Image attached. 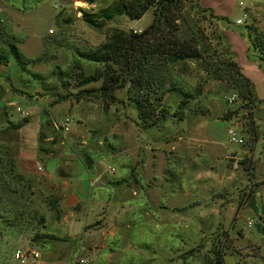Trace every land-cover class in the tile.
I'll use <instances>...</instances> for the list:
<instances>
[{"label": "rangeland", "instance_id": "1", "mask_svg": "<svg viewBox=\"0 0 264 264\" xmlns=\"http://www.w3.org/2000/svg\"><path fill=\"white\" fill-rule=\"evenodd\" d=\"M116 1L0 0L1 24L22 57V64L11 59L0 65L1 214L14 209L23 235L57 233L52 208L59 194L49 176L71 172L77 162L94 174L121 178L124 197L129 196L126 207L135 205L134 195L141 196V220L131 221L127 229L120 226L125 239L106 241L105 249L94 254L79 240L29 241L19 249L45 256L50 247L57 248L61 257L77 259V264H213L216 252L224 264H264V183L236 215L253 190L241 168L255 157L264 174V98L262 109L255 104L251 112L239 99L229 104L235 90L207 76L195 62H187L182 72L175 69L171 79L187 96L196 88L200 93L182 109L181 95L166 93L161 103L165 120L154 127H142L126 88L115 90L116 101L108 105L96 92L80 94L98 89L101 82L79 86L76 73L88 76L101 68L77 53L98 48L114 28L138 33L152 21V9L138 20L117 16L102 29L83 20V12L93 16ZM194 1L180 0L173 13L180 18L181 35H191L197 47L212 51L222 23L201 13ZM243 15L240 26L225 24L246 36L248 27L264 36V0H235L229 20ZM249 48L257 61L259 50L250 42ZM261 85L264 89V77ZM229 128L243 144L228 142ZM213 142L239 158L229 163L231 170L223 171L218 161H201L202 155L212 158ZM236 191L239 198H230ZM0 247L12 260L13 253L8 254L15 243Z\"/></svg>", "mask_w": 264, "mask_h": 264}, {"label": "trees", "instance_id": "2", "mask_svg": "<svg viewBox=\"0 0 264 264\" xmlns=\"http://www.w3.org/2000/svg\"><path fill=\"white\" fill-rule=\"evenodd\" d=\"M179 3L180 0H117L112 6L99 9L93 16L83 12V20L97 29H102L107 21L117 16L138 20L151 9L152 21L139 33L114 28L104 36V41L98 48L77 53L79 58L101 68L88 76L82 72L76 73L75 78L79 86L101 82L98 89L79 91L80 94L96 92L108 105L116 101L115 90L126 88V98L136 111L142 127H154L165 120L166 113L161 103L166 93L175 92L181 95L179 109L184 108L188 99H194L195 95L200 93V89L196 88L193 96H187L171 79L175 69L182 72L187 62H195L201 71L213 80L227 82L235 90L236 99L251 112L255 108L254 105L260 102L254 96L252 82L234 60L222 31L214 37L215 47L212 51L201 50L195 45L191 35H181L177 23L180 18L173 13V8ZM194 4L201 13L211 17L217 24L219 21L228 24V19L213 16L211 11L201 8L197 0ZM2 21L0 15V65H6L11 59L22 64L21 53L13 41V36L1 24ZM168 28H171L170 32ZM248 30L250 46L254 50L258 49L260 54L255 62L264 73V36L254 30L250 32L249 27ZM206 53H211L210 57H207ZM251 169L250 162L243 167L247 174ZM52 209L58 214L57 200ZM1 210L2 224L20 233L21 227L17 216L14 215V209L5 210V216L1 214ZM37 239L58 240L54 235L47 233L34 234L30 238L31 241ZM212 261L213 264H224L219 252L213 254Z\"/></svg>", "mask_w": 264, "mask_h": 264}, {"label": "crops", "instance_id": "3", "mask_svg": "<svg viewBox=\"0 0 264 264\" xmlns=\"http://www.w3.org/2000/svg\"><path fill=\"white\" fill-rule=\"evenodd\" d=\"M234 1L235 0H197V3L201 8L211 11L213 16L228 19V21L235 24L236 20H229L234 9ZM218 23H222L220 26L224 41L230 47L232 56L240 65L242 73L252 82L254 96L256 100L260 102L259 108L262 109L261 105L264 98V89L262 88L261 82L264 73L258 68L257 63L253 61L249 54L248 36H246V34L244 35V32H237L229 29L222 21ZM209 145V150L212 151L213 156L210 158V155H202V158L199 157L202 162L211 160L216 165L218 161L223 171L232 169L229 164L230 162H238L239 158L234 155L232 156L229 150L223 148V150L220 151V147L215 145V142ZM193 157L197 156L194 155ZM60 164L61 162L59 161L58 165L60 166ZM251 168L249 174L241 168L244 178L248 182H251L250 186L253 187V190H250L251 194L248 199L237 209L236 215L245 207L252 195L256 193L257 186L264 183V174L260 170L259 159L256 160L254 157V163L252 162ZM207 169L212 171L213 166H208ZM49 177L51 182L55 183L57 187L56 191H58L57 193L59 194L57 204L58 214L55 216V222L59 228L57 233L44 231H42V233L52 234L57 237L58 240L37 239L34 241L79 240L82 242V246H85L94 254L98 250L105 249L106 241H123L125 239L123 229L121 230L119 228L120 226L123 228L124 225V228L127 229L131 221L141 220V218L138 217L140 215L138 211L141 208V196L135 197L136 195H134L133 201L136 200L135 205L126 207L125 200L129 196L127 195L124 197L121 178L118 181L117 178H112V176L94 174L88 168L82 169L78 162L73 171L61 174L53 172ZM115 182H117V184ZM233 194L234 195H231L230 198H239L240 193L238 191ZM207 198H209V195ZM232 203L239 204L235 201ZM231 206L233 205L229 204V207ZM131 209L134 211H131ZM128 219H130V222H127ZM158 223L157 225H160V222ZM60 228L62 231L59 233ZM10 229L11 228H6L0 220V245L5 246L13 241L16 247L8 254L12 257V253L19 249L20 246L27 244L26 247H28L31 237L28 233L26 234L29 236L26 234L23 235L22 231L18 233V231ZM29 231H31V228H29ZM39 255L40 257L37 260H32L27 264H77V259L70 262L68 259L61 257L59 249L53 247H50L45 256L41 251ZM108 256L111 257V253L108 254ZM8 257L7 252L0 247V264H14L13 259L11 260Z\"/></svg>", "mask_w": 264, "mask_h": 264}, {"label": "built area", "instance_id": "4", "mask_svg": "<svg viewBox=\"0 0 264 264\" xmlns=\"http://www.w3.org/2000/svg\"><path fill=\"white\" fill-rule=\"evenodd\" d=\"M246 21V16L244 15L243 19H237L235 21L236 25H240L242 23H244ZM137 32V31H134ZM140 31H138L139 33ZM236 100V95H232L231 97H229L227 99V102L229 104H232L233 101ZM21 115L23 116L24 113L21 111ZM65 125V129H66V125H67V121L64 124ZM227 140L229 143L231 144H238L241 145L243 144V140L239 137L238 132L233 129V128H229L227 129ZM40 168L38 167V170ZM110 172H114V169L109 168ZM248 224L250 225L251 222L248 221ZM40 257L39 253L36 250L33 249H17L16 251H14L13 253V259L16 262V264H27L32 260H37ZM78 264H87L86 261L84 260H79Z\"/></svg>", "mask_w": 264, "mask_h": 264}]
</instances>
